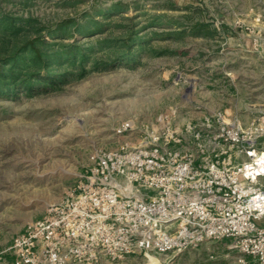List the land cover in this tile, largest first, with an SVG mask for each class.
Instances as JSON below:
<instances>
[{
    "label": "rangeland",
    "instance_id": "obj_1",
    "mask_svg": "<svg viewBox=\"0 0 264 264\" xmlns=\"http://www.w3.org/2000/svg\"><path fill=\"white\" fill-rule=\"evenodd\" d=\"M22 1L0 0V9L51 24L94 14L106 27L89 37L75 34L85 44L120 35L133 23L152 38V50L138 62L115 60L100 70L86 66V74L73 71L64 83L0 96V264H12L7 250L18 234L87 180L94 154L134 146L155 129L161 135L169 129L180 141L167 146L198 156L199 147L210 149L219 112L243 124L264 112V53L241 51L227 38L235 30L249 32L245 26L219 24L225 17H250L247 10L225 12L224 0H80L76 6L65 4L75 0ZM118 1L130 5L124 13L130 20L96 14ZM260 6L258 21L264 23ZM198 20L217 27V37L165 34ZM260 34L264 38V30ZM127 121L132 128L118 132ZM240 254L232 239L221 238L181 253L139 251L97 264H236Z\"/></svg>",
    "mask_w": 264,
    "mask_h": 264
},
{
    "label": "built area",
    "instance_id": "obj_2",
    "mask_svg": "<svg viewBox=\"0 0 264 264\" xmlns=\"http://www.w3.org/2000/svg\"><path fill=\"white\" fill-rule=\"evenodd\" d=\"M215 119L198 156L167 146L180 141L169 129L94 154L87 180L13 239L12 264H97L221 238L241 253L236 264H264V115Z\"/></svg>",
    "mask_w": 264,
    "mask_h": 264
},
{
    "label": "trees",
    "instance_id": "obj_3",
    "mask_svg": "<svg viewBox=\"0 0 264 264\" xmlns=\"http://www.w3.org/2000/svg\"><path fill=\"white\" fill-rule=\"evenodd\" d=\"M28 1L22 2L26 5ZM79 2L67 1L65 4L76 6ZM130 8L118 1L100 7L96 14L106 19L118 14L123 20H130L131 16L124 15ZM154 22H160V17ZM105 27V23L89 13L81 17L67 16L51 24L31 13L25 15L0 9V96L16 94L20 90L32 93L35 88L64 83L74 72L86 74V66L100 70L115 60L138 62L144 52L152 50L149 47L152 38L141 34L143 28H136L133 23L125 25V31L120 35L100 38L97 42L88 39L85 44L75 37L77 33L89 37ZM188 33L215 38L218 28L198 20L175 33L165 34L182 37ZM70 38L72 40L67 41ZM8 258L12 260V256Z\"/></svg>",
    "mask_w": 264,
    "mask_h": 264
},
{
    "label": "crops",
    "instance_id": "obj_4",
    "mask_svg": "<svg viewBox=\"0 0 264 264\" xmlns=\"http://www.w3.org/2000/svg\"><path fill=\"white\" fill-rule=\"evenodd\" d=\"M233 0H224V6L223 11H234L233 13L237 15V12L235 10L242 11L247 10L248 15L250 17L248 18H234L232 20L227 19L226 17L220 21V25L222 27L226 26H238V27H246L249 29V32L244 31L243 33L235 30L234 36H229L228 39H232V42L237 45V48L241 51H248L250 53H257V52H263L264 53V38L260 34L262 30H264V23H261L260 20L258 21V15L257 12L259 9H261L264 2H261V0H235L234 4H231ZM242 3H245V5L242 7ZM241 5V6H240ZM241 13V12H239ZM234 24V25H233ZM243 25V26H242ZM250 27V28H248ZM223 36V35H222ZM226 37V35H224ZM224 50V49H223ZM260 115H264L263 113L258 114L257 116H254L251 120L258 118Z\"/></svg>",
    "mask_w": 264,
    "mask_h": 264
}]
</instances>
